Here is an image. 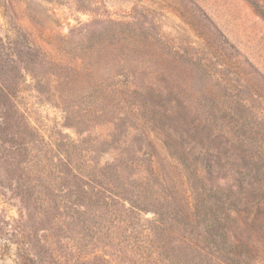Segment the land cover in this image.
I'll return each mask as SVG.
<instances>
[{
  "label": "rangeland",
  "instance_id": "obj_1",
  "mask_svg": "<svg viewBox=\"0 0 264 264\" xmlns=\"http://www.w3.org/2000/svg\"><path fill=\"white\" fill-rule=\"evenodd\" d=\"M0 264H264V0H0Z\"/></svg>",
  "mask_w": 264,
  "mask_h": 264
}]
</instances>
